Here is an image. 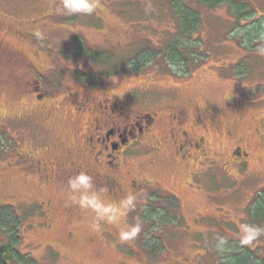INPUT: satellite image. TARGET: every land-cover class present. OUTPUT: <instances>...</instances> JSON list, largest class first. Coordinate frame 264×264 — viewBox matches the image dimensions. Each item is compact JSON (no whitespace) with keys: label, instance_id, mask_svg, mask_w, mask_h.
<instances>
[{"label":"rangeland","instance_id":"obj_1","mask_svg":"<svg viewBox=\"0 0 264 264\" xmlns=\"http://www.w3.org/2000/svg\"><path fill=\"white\" fill-rule=\"evenodd\" d=\"M236 1L249 3L256 17L264 18V0ZM60 2L0 0V209H10L19 220L15 229L0 223V234L9 239L15 233V248L31 260L29 264H196L197 258L216 264L232 254L230 248L225 251L216 246V240L222 238L215 240L214 229L207 232L214 227L212 221L200 227L192 220L217 216L223 221L231 212L238 221L246 203L264 195V39L245 45L240 33L246 22L235 24L237 19L228 7L209 8L195 0H100L94 14L75 16L61 14ZM178 2L196 9L200 19L193 25L196 32L190 41L177 40L180 50H190L187 63L171 62L166 53L160 55L169 43L176 42ZM142 51H154L148 59L139 55L142 69L122 63ZM30 66L42 73L55 69L58 74L51 86L60 88L55 91L79 84L70 74L65 76L70 72L65 68H72L80 70L82 81L88 75L96 81L106 76L113 85L112 95L126 102L130 112L137 106H153L163 113L182 111L186 115L184 129L195 137L203 136L214 151L216 168L205 180V191L211 196L189 188L184 167L170 158L173 145L162 138L178 123L170 125L166 117L154 130V142L162 144L158 156L145 157L148 146H139L122 174L154 180L174 193L191 229L172 231L142 223L137 239L121 243L116 227L104 224L95 229L93 214L73 204L60 182H40L37 175L16 164L20 131L25 132L23 144L28 151L33 130L28 119L22 120L35 103L24 88L32 80ZM63 69L65 73H61ZM149 80L156 87L147 89ZM132 87L138 89L130 100L125 92ZM199 115L203 118L193 127ZM56 126L58 138L62 126L69 128L64 120ZM70 142L66 133L63 146L69 147ZM236 147L248 153V171L243 174L231 159ZM194 166L190 163V169ZM46 200L52 206L44 219L34 205ZM163 203L166 208L172 206ZM127 219L133 222L134 215L130 213ZM153 223L157 225L155 220ZM258 227L262 228L256 233L247 229L242 243L230 242L232 250L264 252V224ZM227 230L222 232L225 238L229 237ZM162 238L164 245L160 244Z\"/></svg>","mask_w":264,"mask_h":264},{"label":"flooded vegetation","instance_id":"obj_2","mask_svg":"<svg viewBox=\"0 0 264 264\" xmlns=\"http://www.w3.org/2000/svg\"><path fill=\"white\" fill-rule=\"evenodd\" d=\"M30 33L32 32H28ZM50 57L56 58L54 55ZM65 69L70 72L65 73ZM65 69L61 73H65V76L70 74L79 84L75 88L62 87L60 92L55 91L60 88L51 86L55 80L54 77L58 74L55 69L50 68L42 73L34 66L29 67L32 80H27L28 86L24 88L25 93L30 95L35 103L30 106L29 113L23 115L22 120L28 119L27 123L31 124L30 128L33 130L30 133L28 151L23 144L25 132L23 129L20 131L21 149L19 148L16 164L20 163L32 175H37L40 182L58 181L65 188H67L69 177L80 171H86L93 177L98 189H107L106 196L121 199L130 191L137 195V207L131 212L134 215L133 221L140 219L141 224L162 225L172 231L191 229L190 222L186 221L184 208L174 193L162 189L161 184L154 180L133 176L129 172L126 173L129 174L126 177L122 174V170L131 157H136L139 146L142 148L148 146L147 153L145 151L143 154L145 157L158 156L162 144L154 142V130L160 120L166 117L170 120V125L178 123L174 127L171 126L167 135L162 138V142L173 145L170 158L184 167V172L189 179L187 183L189 188L205 191V180L212 175L217 164L212 160L214 151L208 147L205 138L195 137L184 129L187 118L182 111L163 113L153 106H137V110L130 112L126 102L114 98L113 85L107 82L106 76L96 81L97 79L90 78L88 75L82 78L84 80L82 81L81 74L78 72L80 70ZM149 81L147 89L156 87L155 82ZM137 89V87L130 88L128 92H125L126 97L132 100ZM57 93H59L58 96ZM57 114L60 116L57 117ZM202 118L201 115L196 116L192 122L193 127L200 124ZM62 120L68 124L69 128L62 126L61 137L58 138L55 134V131H59L56 125ZM66 133L71 138V142L69 147L65 148L63 145ZM231 157L232 162L238 166L237 172L240 170L243 174L246 169L248 171L246 168L249 164V160H246L248 153H242L241 147L232 150ZM150 163L153 165L152 161ZM190 163L195 165L191 169ZM125 178H128L126 182H124ZM229 179L232 180V177ZM206 193L207 196H211L209 191ZM164 201L166 205L168 203L172 206L166 208ZM175 202L180 204V208L174 206ZM34 206L37 207V215L47 219L52 202L41 201ZM168 211L170 215L172 214L171 216L167 213ZM242 211L244 217L242 216L238 221L231 212H227L226 220L223 221H220L217 216L201 217L202 222L199 219L192 221L198 222L200 227L205 221H212L214 227L207 232L214 229L212 236L215 240L217 236L222 239L216 240L217 243L215 240L211 243L215 242L216 246H223L227 251V248L232 249L234 245H231L232 242L242 243L243 234L247 233V229L256 233L262 228L258 225L264 224V195L260 194L256 200H249ZM153 220L157 222V225L153 223ZM225 227L229 234L227 238L222 233ZM162 243L164 245V238L161 239L160 244ZM245 252L251 254L252 257H248L254 264H264V252L257 255L251 250ZM197 259L196 264H209L205 258ZM220 259L216 264H220ZM185 264L194 263L186 262Z\"/></svg>","mask_w":264,"mask_h":264},{"label":"trees","instance_id":"obj_3","mask_svg":"<svg viewBox=\"0 0 264 264\" xmlns=\"http://www.w3.org/2000/svg\"><path fill=\"white\" fill-rule=\"evenodd\" d=\"M177 0H173L175 3ZM199 2L201 5L209 7V8H216V7H228L231 12L235 15V18L237 19L236 23L238 22H246V25L242 27L241 29V36L243 38V41L245 45L247 43H254L255 41H258V39H264V18H257L255 12L251 8L250 4L243 1H236V0H195ZM178 6L177 11L175 12L174 16L176 15L178 22V32H177V38L176 42L172 44H168V50L161 51L160 55L163 53H166L165 58H169L170 61H178V62H184L187 63L189 61V49H183L180 50L178 47L177 40L182 37V40L187 39V41H190V38L193 37V34L196 32L195 28H193L194 24H198L199 22V14L196 9L191 7L192 9L188 8L187 4L183 2L177 3ZM172 5H174L172 3ZM173 7V6H172ZM234 24V25H235ZM193 32V33H192ZM193 40H196L193 38ZM260 42V41H258ZM191 43V42H189ZM193 45V44H192ZM190 45L192 48L193 46ZM200 45V43H199ZM196 45V46H199ZM178 47V48H177ZM185 47V46H184ZM196 47L193 49L195 50ZM154 53L142 51L140 53H137L138 56L135 54L129 58H127L124 62L126 63V66L134 67L136 70L142 69L143 66L141 65V57L139 55L143 54L144 59H146L149 54ZM137 56V57H136ZM135 59V60H134ZM148 59V58H147ZM138 60V62H137ZM197 62V60H195ZM149 62V61H148ZM115 67H118V65H115ZM113 71H116V69H112ZM11 218V225L9 224V220ZM0 223L4 225L6 223L9 229H15L18 227L19 220L17 217L11 212L10 209L7 208H1L0 209ZM17 238L15 236V233L11 235L9 239H5L2 234H0V264H29L31 263V260L29 258H26L25 255H21L19 250L15 248V244L17 242ZM232 254L227 255L226 257H223L220 259V264H254V262H251V254L247 252H239L232 250ZM237 256V257H235ZM250 256V258L248 257ZM235 257V258H234ZM231 258V259H229ZM256 260V259H255ZM257 261V260H256ZM256 263V262H255Z\"/></svg>","mask_w":264,"mask_h":264},{"label":"clouds","instance_id":"obj_4","mask_svg":"<svg viewBox=\"0 0 264 264\" xmlns=\"http://www.w3.org/2000/svg\"><path fill=\"white\" fill-rule=\"evenodd\" d=\"M100 6V0H61L58 11L63 15H92ZM69 199L82 210L93 214V227L101 229L104 224L117 228L121 243L134 241L142 231L138 221L127 218L137 207V195L128 192L121 199H106V188H97L95 181L86 171H80L67 181Z\"/></svg>","mask_w":264,"mask_h":264}]
</instances>
